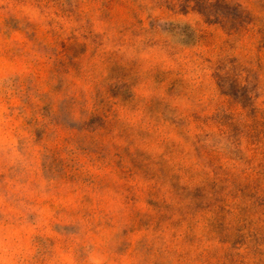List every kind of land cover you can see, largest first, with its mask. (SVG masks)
I'll return each mask as SVG.
<instances>
[{
  "label": "rangeland",
  "instance_id": "1",
  "mask_svg": "<svg viewBox=\"0 0 264 264\" xmlns=\"http://www.w3.org/2000/svg\"><path fill=\"white\" fill-rule=\"evenodd\" d=\"M0 264H264V0H0Z\"/></svg>",
  "mask_w": 264,
  "mask_h": 264
}]
</instances>
